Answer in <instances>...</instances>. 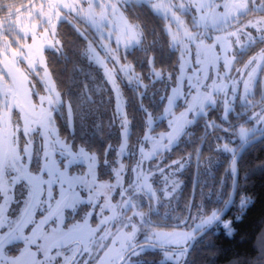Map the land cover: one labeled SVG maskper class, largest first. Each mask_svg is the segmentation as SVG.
Masks as SVG:
<instances>
[{
	"label": "snow or ice",
	"instance_id": "obj_1",
	"mask_svg": "<svg viewBox=\"0 0 264 264\" xmlns=\"http://www.w3.org/2000/svg\"><path fill=\"white\" fill-rule=\"evenodd\" d=\"M22 7L24 11H22ZM218 7L224 9L223 13L218 14L215 11ZM66 9L68 12H65ZM97 9H99L98 12ZM151 11L154 15H160L162 18H170L176 24L175 32H172L170 28L166 31L171 35L173 52L178 48L180 49L181 55L177 63L181 67L183 66V57L186 55L194 56L197 66L202 63L212 64L218 61L219 57L212 55L213 49L219 44L221 50L227 53L232 44V37H235V43L239 44L241 36H243L247 41L244 47H251L252 44L258 42L264 43V0H239V2L231 4L224 3L222 6L215 4L213 0H184L178 4L171 2L168 4H151ZM25 12L27 13L26 21L22 18ZM71 12L76 13L77 19H84L86 22L96 24L98 30L100 25L107 27L110 22L109 17L119 15L121 20H124V14L118 12L116 3L102 2V0H72L71 3L67 0H44L39 6L31 3L30 6L21 7H16L11 3H0V13L3 14V18L0 19V40L4 43L0 55L5 57L0 60V64L3 65L0 68V264H88L87 260L80 259L88 251L87 248L65 247L64 240L66 238L71 239V233L78 226L73 225L72 228H68V224L64 220L63 209L72 208L75 210L79 198V194L76 192L78 186L86 187L90 192L96 187L95 166L98 158L87 145L74 151V146L60 143L59 140L50 141L47 136L39 147L34 148L36 137L44 135L41 129L49 131L54 124V113L58 107L63 108L66 103L69 117L76 107V104L74 105L70 100L65 102L63 93L56 90L55 82L46 87L45 90L49 95L45 96L34 91L35 85L30 79V77L40 76V68H43L44 76L51 75L45 62V50L46 48L53 51L60 50L57 47L60 44L57 39L59 35L58 23L66 22L68 13ZM177 12H180L181 15L192 14L191 28L181 20ZM232 12H235L236 15H231ZM252 12L259 13L261 18L255 22L249 20L247 24L242 26L238 25L233 31L228 30L233 27L231 20H237L238 17H243ZM169 13L171 14L170 17ZM209 21L217 31H222L224 35H217L213 43L206 44L205 41L213 40V37L202 32L200 28L203 24L207 29ZM225 25L227 27H224ZM248 28L255 29L259 36H253L251 32L245 31ZM122 35L125 50L129 52L130 48H135L143 43L145 30L140 25H129L125 22ZM29 39L30 43L27 42ZM120 39L121 37L117 36V51ZM21 41L25 42L21 43ZM181 45H183L182 48H180ZM101 47L106 46L101 45ZM89 48H91L90 45ZM144 51L147 53L150 48H146ZM240 54L242 55L243 52L241 51ZM111 58L117 63L120 59L115 53H111ZM258 58L261 63L257 62ZM25 62L26 68L22 69L19 65ZM97 62L103 64L100 60ZM155 62V56L147 58V64L150 66L152 74L160 78L162 74L155 70ZM103 66L105 76L119 97V87L116 85L114 75L115 70L108 69L106 65ZM224 66L229 71L235 70L241 79L225 75V80H232V86L228 88L226 85L216 84V80L220 79L217 76L216 80H213L211 92L208 91V84L201 85L200 81L197 80L196 88L193 90L197 92L199 97V103L195 105L198 114L203 115L206 106L211 107L217 103L213 97L219 92L224 93L225 114L223 119H227L228 114L233 111L232 105L235 100L243 99L244 106L248 108L256 106L249 100V96L252 95V86L260 82L258 72H264V49L261 50L258 57L253 56L246 63H243V67L240 69H234L231 61L225 55ZM120 70L126 71L131 78L135 79L137 85H140L142 77L133 76L131 64L123 65ZM245 76L246 78H243ZM41 79L44 78L41 77ZM205 79H211V77L206 76ZM45 83L47 82L45 81ZM239 85L243 86L244 95L242 97L239 95ZM201 87L204 89L202 93L199 91ZM189 88H192L191 84ZM229 95H231V99L228 98ZM33 96H39L38 103H33ZM163 99H167L169 104L173 103L170 97ZM45 103L48 105L47 108ZM259 107L260 111L252 113L251 118L255 120L257 125L261 126L255 131H259L264 137V97H262ZM140 108L145 117L150 120L151 114L148 110L143 105H140ZM192 108L193 106L190 105L188 111H192ZM116 115L126 136L130 121L127 114L121 110L119 103H117ZM181 115L184 116L185 114L182 113ZM191 122L185 119V124ZM208 126L217 127L214 122ZM182 131V127H173V132L167 136L168 145L166 147H170ZM254 135L255 132L252 129L242 126L239 129V137L244 143L253 139ZM148 138L146 134L144 141ZM56 145H59L60 155L69 157L66 162H62L60 165L51 161V154L56 149ZM111 149V145L106 147L105 156ZM223 150L233 153L230 170L235 173L237 162L235 149H231L225 144ZM78 156L88 161L87 171L81 170L78 175L71 176L70 166L76 162ZM33 159L37 162L34 169L35 174L29 170ZM41 160H43L42 166ZM104 163L107 165L110 162L105 159ZM173 164L177 166V170H182L185 161L177 160L173 161ZM160 171L163 172L164 169L161 168ZM45 174L48 179H44ZM120 176L121 172L117 170L115 187L120 188V201L115 205H110L112 215L105 217L101 222L104 224L110 221L114 222L112 227L115 228V232L107 228L102 230L104 235L99 240L111 238V246L98 242L101 251L105 248L107 251H103V255L97 254L94 258L95 264H148L147 261L141 259L146 247L160 250L162 258L159 264H185L190 250L189 241L194 238L193 232L156 231L152 228L145 231L146 226H149L151 222L146 218L148 214L143 210L142 203L137 202L138 198L146 192L149 202L156 200L159 203L160 196L148 183L149 177L147 175L139 177L135 182L129 181L126 186L120 183ZM56 183L60 186V191L57 193L59 198L53 194V184ZM179 186V182L173 181L170 190L165 186L160 189V193L165 197L174 198L173 194ZM107 187L111 191L114 186L108 185ZM65 192L71 195L66 196ZM17 193L19 194L17 195ZM53 201H55L54 209ZM241 204L246 206L248 199L242 200ZM37 207L43 217L38 221L34 211ZM149 209L151 210V204H149ZM222 211V208H217L211 210L210 214L198 213L197 219L200 222L196 224L193 231H199L206 225L220 221ZM44 213L47 215H43ZM53 217L55 219H52ZM50 220L53 224L59 221L67 229V233H59L58 229L54 227L52 228V235L45 234L44 226ZM185 226H187L186 222ZM224 227L229 230L230 234V222L225 223ZM26 230L29 234H26ZM141 232L144 233V244H141L137 239ZM57 235L60 236L59 239L56 238ZM18 240H23L25 247L18 249L19 255H9L8 252L11 249H6V245H12ZM41 240L44 241L43 244L39 242ZM117 245L119 246L117 247ZM33 246H35L36 251L31 250ZM53 248L57 249L55 255L51 254ZM66 251H70L71 256L65 255ZM38 253L43 254V260L37 258ZM89 257H91L90 252Z\"/></svg>",
	"mask_w": 264,
	"mask_h": 264
},
{
	"label": "trees",
	"instance_id": "obj_2",
	"mask_svg": "<svg viewBox=\"0 0 264 264\" xmlns=\"http://www.w3.org/2000/svg\"><path fill=\"white\" fill-rule=\"evenodd\" d=\"M21 1L0 0V3L18 6ZM124 12L130 23L140 25L145 30L143 43L132 48L130 54L126 52L124 57L131 64L135 75L142 77L141 84L138 86L137 83L122 82L119 86L122 110L130 121L127 138L131 144H135L146 128V117L140 105L152 115L154 132L168 130L166 125L168 114H164L166 99L163 98L168 96L169 89L173 87L179 69L177 63L179 56L177 51L172 50L168 34L165 33V22L159 15H154L147 4L132 2L124 8ZM248 14L260 16L256 12ZM0 18H3L2 13ZM86 28L87 26L78 20L59 24L57 38L60 41V50H46L45 61L57 91L63 93L65 102L70 100L71 103L76 104L72 113V122L68 116L67 104L65 103L63 108L59 107L55 113L57 129L60 135L66 141H70L74 147L87 145L92 149L98 157L101 174L106 168L103 161L105 159L111 161L113 158V149L120 141L121 127L116 115L115 95L112 89L102 71L90 63L84 55L87 38L79 31L89 35L90 31ZM146 48H150L147 53L144 51ZM153 56L156 57L155 70H160L163 76L170 79L169 81L163 76L152 80L147 58ZM248 58L249 54L237 58L235 65H241ZM261 78L262 76L258 78L260 82L254 84L252 95L249 96L255 107L245 108L239 103L232 105L233 111L223 127L209 128L203 116L197 117L191 127L183 130L181 142L165 154L164 160L167 163L185 161L180 176L182 185L177 192L175 206L171 209L180 220L172 224L170 218L152 215L151 220L155 221L153 225L185 226V222L189 224L191 220L189 217L197 207H202V213L223 208L232 184V174L229 169L232 155L224 151L221 144L235 146L238 141L235 140V136L239 126L247 125L252 113L259 112L258 101L264 97V84ZM211 112L215 117L219 115L217 108ZM222 128H226V131ZM108 145H111L112 149L105 156ZM200 148L195 195L188 213L195 172V156ZM238 169L236 197L225 217L230 219V227H232L230 234L223 229L219 230L217 223L209 232L197 239L189 250L185 264H264V138L252 144L241 155ZM245 198L248 199V204L242 206L241 202ZM160 221L165 223H159ZM197 233L198 231L195 234ZM140 242L145 243L142 239ZM159 251L158 248L146 247L142 255L143 260L148 264H159L157 262Z\"/></svg>",
	"mask_w": 264,
	"mask_h": 264
},
{
	"label": "rangeland",
	"instance_id": "obj_3",
	"mask_svg": "<svg viewBox=\"0 0 264 264\" xmlns=\"http://www.w3.org/2000/svg\"><path fill=\"white\" fill-rule=\"evenodd\" d=\"M42 2H44V0H22L16 7L30 6L31 3H35L37 6H39V4ZM67 2L71 3L72 0H67ZM102 2L116 3L118 7V12H122L124 14V20H121L119 15H117L116 17H109L110 22L108 23L107 27L105 28L103 25H100L99 30L96 24H93L91 22H86L84 19H77L75 12L68 13L66 21L73 22V20H76V21L78 20L87 26L86 29L90 31L89 35H85V34L82 35L83 37L87 38L86 47H85L86 49L84 51V55L86 59L90 61V63H92L99 70L102 71L106 82L108 83L109 87L112 89L115 95L116 110H117V103H119L120 108L122 110V104L120 103V98L118 97L117 92L113 90V85L108 81V78L105 76V68L103 65H106L107 68L110 70H115L114 75L116 79V85H118V87L120 86V84H122V82L128 83V84L137 83L135 79L131 78L126 73V71L120 70L123 65L129 64L124 58L126 54V50H125L124 38L122 35L123 24L125 22L128 23L129 25L135 24V23H130L128 21V19L126 18V13L124 12V8L127 5H130V3L132 2L137 3V4L145 3L151 8V4H168L169 2L178 4V3L184 2V0H150V2L149 0H127V2H125V0H102ZM213 2L215 4H219L222 6L224 3L231 4L234 2H239V0H213ZM22 11H24L23 7H22ZM98 11L99 9H97V12ZM161 11L163 12V9ZM215 11L218 14H220V13H223L224 9L222 7H218L215 9ZM65 12H68V10L66 9ZM168 15L170 17L171 14L169 13ZM177 15L180 16L181 20L185 24H188L189 27L191 28V23H190L191 15H192L191 13H189L188 15H181L180 12H177ZM231 15H236V13L232 12ZM160 17L162 18V16ZM22 18L25 21L27 20L26 12L24 14V17ZM260 18L261 16L259 15L250 16V17H247L246 19H243L242 17H238L237 20H231V24L233 25V27L229 28L228 30L233 31L234 28L238 25L242 26L244 24H247L249 20H253V22H255V20H258ZM162 20L165 22V33L168 34L166 30L169 28L171 29L172 32L176 31V24L170 18H162ZM224 27H227V25H225ZM200 30L202 32H206L208 35H211L213 37V40H206L205 41L206 44L213 43L215 36L224 35L222 31H217L215 29V26L211 23V21L208 22L207 29H205L204 25L202 24ZM245 31H249L251 33H257V31L253 28L245 29ZM79 33L81 34L83 32L79 31ZM101 33H103V35H101ZM13 36H15V33H13ZM117 36L121 37L118 51H117V43H116ZM168 37H169L170 44H172L171 35L168 34ZM231 40H232V44L229 46L227 53L221 50V46L219 44H217V46L213 49L212 55L218 56L219 60L215 61L212 64L202 63L201 65L197 66L195 64L194 56L186 55L183 57V66L181 67L180 65H178L179 67L178 73L175 76V81L172 85L173 87H176L178 90V102H179L181 109L179 111H176V110L169 111V114L166 116V125H168V130L154 132L153 131L154 120L151 115L150 120L147 117L145 119L146 128L141 134V136L139 137V141L136 142L135 144H131L129 142V139L127 138V135L126 136L124 135V130L121 128L120 129V141L118 145H116L113 149L114 150L113 158L111 161H109L110 163L107 165L103 161V164L106 168L103 169V172L101 174H100V169H99L100 163H99V160L97 159V164L95 166L96 187L91 192L86 187L78 186L76 188V192L79 194V198H78V202L76 204L75 210H73L72 208H64L63 215H64L65 223L68 224V228H72L73 225H77L78 227H76L71 233V239L66 238L64 240V243H65L66 248H72L76 246H79L80 248H87L88 251L85 252L83 256L80 257L81 260H87L88 264H95L94 258L97 256V254L103 255V251H107L106 248L103 251H101V249L98 246V242L111 246V238L105 239L103 241H100L99 238L104 235V232L102 230L105 228L111 230L112 232H115V228L112 227V224L114 222L110 221L107 224H104L101 222L104 220L105 217H109L112 215L110 205H115L119 203L120 201V196H119L120 188L115 187V185L117 184V178H116L117 170L121 172L120 183L125 186L128 184L129 181L135 182L139 177L147 175L149 177L148 183L151 184L152 188L156 190L157 195L160 196L159 203L156 200H152L151 202H149L148 194L146 192L142 195V197L138 198L137 202L142 203L143 210L148 214L146 218L151 222L149 226H146L145 231H147L148 228H152L156 231H160V230L188 231V232H193V236L195 235L197 231H193V229H195L196 224L200 222L199 219H197V216H198V213H202L201 206L195 208L192 211L191 216H190L192 217V219L190 220L187 226H177V225H174L172 227L155 226L153 225V222L155 223V221L152 222L151 217L152 215L153 216L160 215L164 218H170L172 220L171 221L172 224H174L175 222H179L180 220L178 215L175 212H172L171 209H173L175 206V200L177 199V195H178L177 192L182 185L180 176L182 175L183 170H177V166L173 164V161L172 163H167L164 160V158H165V154L167 152H170L173 146L181 142L183 134L179 135L170 147H166L168 145L167 136H168V133L170 132V129L174 126L176 121H178L181 118L182 116L181 114L184 113L187 109H189V106L192 104V99L196 97L197 92L194 91L193 89L196 88L197 80L200 81L201 85L208 84L209 85L208 91L211 92L213 90V80H216L217 76H219L220 79L216 80V84L226 85L228 88L232 86V80L230 79L225 80L224 79L225 75L235 77L236 79H241V77L237 75V72L235 70L229 71L228 68L224 66V57L225 55H227L234 69L242 68L243 64L235 68L234 64L236 61V55H237L236 53L246 48L244 47V45L247 44V41L244 39L243 36H241V41L239 44L235 43V37H232ZM24 42L25 41H21V43H24ZM27 42L30 43L31 42L30 39ZM89 45L91 46V48H89ZM101 45H105L106 47H101ZM13 46L15 47V45ZM57 47L59 48L60 44ZM182 47L183 45L180 46V48ZM3 48H4V43L2 40H0V52H2ZM46 50L52 51V49H47V48ZM131 50L132 48L129 49V51ZM176 51H177V56H179V59H180V55H181L180 49L178 48ZM193 52H194V48H193ZM111 53H115L117 56H119L120 59L118 63L111 58ZM259 53H256L254 56L258 57ZM4 58L5 57L3 55H0V60H3ZM251 58H248V60ZM97 60L102 61L103 64L98 63ZM257 62L261 63L259 58ZM19 66L22 69L26 68V62L20 64ZM2 67L3 65L0 64V68ZM156 71L160 72V70L158 69H156ZM151 74H152V71H151ZM257 75H258V78L262 76L261 79L264 84V72H258ZM133 76H135L134 69H133ZM152 76H153L152 80H157V77H155L153 74ZM162 76L163 74L161 75V77ZM206 76L211 77V79L206 80L205 79ZM41 77H43L44 79L42 80ZM163 77L167 81L170 80L167 76H163ZM243 78H246V76ZM30 79L32 80V84L35 85L34 91L36 93H38L39 95H45V96L49 95V93H47L45 89L47 86L51 85L54 81L51 75L44 76L43 68H40V76L30 77ZM45 81L47 83H45ZM190 84L192 85L191 89L189 88ZM253 86L251 88V93L253 91ZM199 91L202 93L204 91L203 87H201ZM239 95L241 97L244 95L242 85H239ZM213 98L217 100V103L211 107L206 106L204 108L203 115L198 114L196 107L192 109V111L190 112L191 114L187 119L192 122L190 124L184 123L185 128L191 127L194 120L199 116L204 117V122L207 126L214 122L217 126L223 127V125L228 120V116H227V119L222 118L225 114L224 104H223L224 93L219 92ZM228 98L231 99V95H229ZM32 100H33V103H38L39 96H33ZM261 100L262 98L258 102H261ZM197 101H198L197 103H199V97ZM238 103L244 106L243 99L235 100L233 102V105L238 104ZM45 107L46 108L48 107L47 103H45ZM216 108L218 109V112H219V115L216 116L217 118L220 119L219 121L216 120L217 118L215 117L213 112H211L215 110ZM245 108H248V107L245 106ZM58 109L59 107L57 108V111ZM258 110L260 111V109ZM55 113H54V124L49 129L50 135H49V131H45L41 129V131L44 132V135L36 137L34 148L39 147L42 144L46 136L48 137L50 141L59 140L60 143H67L69 146H73L70 141H66V139L60 135L59 130L57 129V125H56ZM250 119L247 120L248 122L247 125H241V126L248 128V129H252L254 130L255 133H260L259 131H255V130L261 126L257 125L254 119H251V120ZM241 126H239V128L237 129L236 131L237 136H235V140H239V142L241 141L239 137V129ZM33 127H36V125H33ZM146 134L149 138L146 141H144V137ZM224 145H225L224 143L221 144L222 149ZM236 146L235 147L228 146V147L236 150ZM80 147L82 146L79 145L77 147H74V151L78 150ZM121 148H123V151H121ZM57 151H59V145H56V149L53 150L51 154V161H55L57 165H60L62 162H66V159L69 157H66L65 155L62 156L60 155V153H57ZM229 153L230 155H233L232 152H229ZM40 164L42 166L43 160L40 161ZM87 164H88V161L86 159H83L78 156L76 162H74V164L70 166V175L76 176L79 174L81 170L87 171ZM81 165H83V167H81ZM36 166H37V162L35 159H33L31 165L29 166V170L33 171V174H35L34 169L36 168ZM161 168L164 169L163 172L160 171ZM44 179H48L46 174L44 175ZM173 181L179 182V185H180L179 188L176 190V192L173 194L174 198L163 196L162 193H160V189L167 186L168 189L170 190L172 187ZM108 185L114 186L111 191L108 190V187H107ZM45 187L47 186L45 185ZM53 189H54L53 194L57 195V193H59L60 191L59 184L58 183L53 184ZM18 194L19 193H17V195ZM65 195L69 196L71 194L68 192H65ZM57 198H59L58 195H57ZM90 200H91V203H89ZM52 203H53V209H54L55 201H53ZM149 204H151V210L149 209ZM13 209H14V206H13ZM34 211L36 213L37 221L43 218L41 215L40 209L38 207L35 208ZM210 212H208V214H210ZM89 213H91V215H89ZM43 215H47V213H44ZM129 215H131V213H129ZM228 222H230L229 218H224L220 220L219 225H218L219 230L223 229L227 234H229V230L225 229L224 227V224ZM159 223H162V222L160 221ZM54 227L58 229L59 233H67V229L64 228V226L60 224L59 221H57L56 224H53L52 221H49L48 224L44 226L45 234L52 235V228ZM231 229L232 227H230V231ZM26 234H29L27 230H26ZM56 238L59 239L60 236L57 235ZM137 239L139 241H141V239L144 241V233L141 232L138 235ZM39 242L42 244L44 243L43 240ZM118 246L119 245H117V247ZM24 247H25V244L23 240L15 241L12 245H6V249H11V251L8 252L9 255H13V254L19 255L18 249H23ZM31 249L36 251L35 246H33ZM56 251L57 249L53 248L51 254L55 255ZM89 252L91 253V257H89ZM71 254L72 253L70 251L65 252V255L67 256H71ZM142 255H141V259L143 260ZM161 258L162 256L160 252V256L157 259L158 263L160 262ZM38 259H41V260L44 259V256L42 253H38Z\"/></svg>",
	"mask_w": 264,
	"mask_h": 264
},
{
	"label": "water",
	"instance_id": "obj_4",
	"mask_svg": "<svg viewBox=\"0 0 264 264\" xmlns=\"http://www.w3.org/2000/svg\"><path fill=\"white\" fill-rule=\"evenodd\" d=\"M170 91H169V94H168V96L167 97H170L171 99H172V101H173V103L172 104H169L168 103V100L166 99L165 100V102H166V104H165V112H164V114H169V111H171V110H173L176 106H177V104H178V90H177V88L176 87H172V88H170L169 89ZM197 99H198V95H196V97H194L193 99H192V104H191V106H193V108L195 107V105L197 104ZM192 108V109H193ZM191 111H188V109L184 112V116H181V118L178 120V121H176V123L174 124V126L173 127H176V126H178V127H182L183 129H184V127H185V119H188V117L190 116V113ZM70 118V122H72L73 121V118H72V115H71V117H69ZM173 127L170 129V132L169 133H171V132H173ZM168 133V134H169ZM181 134V133H180ZM177 138V137H176ZM263 138L264 137H262V135L260 134V135H257V136H254V138L253 139H251L249 142H247V143H242L241 145H240V148H238L237 149V151H236V172L235 173H232L231 172V170H230V172H231V174H232V184H231V188H230V193H229V196H228V199L226 200V202L224 203L225 205L223 206V211H222V213H221V220L223 219V218H225L227 215V213L231 210V207L233 206V202H234V200H235V197H236V189H237V185H238V182H239V169H238V163H239V161H240V159H241V155L248 149V148H250L251 146H252V144H254V143H257V142H259V141H262L263 140ZM109 152V151H108ZM107 152V153H108ZM200 154H201V148L197 151V153H196V156H195V165H194V177H193V180H192V182H193V186H192V190H191V197H190V201H189V208H188V213H189V211L191 210V208H192V202H193V199H194V193H195V189H196V178H197V174H198V171H197V169H198V165H199V161H200ZM232 159H233V156H232ZM231 164H232V160L230 161V165H229V169H231ZM55 217H53L52 219H54ZM51 221V220H50ZM220 221H218V222H213L211 225H208V226H206V227H204L202 230H200V231H198V233L197 234H195L194 235V238H193V240L192 241H190L189 243H190V249L193 247V245L195 244V242L197 241V239L199 238V237H201L202 235H204V234H206L207 232H209V230L210 229H212V227H214L217 223H219Z\"/></svg>",
	"mask_w": 264,
	"mask_h": 264
},
{
	"label": "flooded vegetation",
	"instance_id": "obj_5",
	"mask_svg": "<svg viewBox=\"0 0 264 264\" xmlns=\"http://www.w3.org/2000/svg\"><path fill=\"white\" fill-rule=\"evenodd\" d=\"M251 15H249L248 13L245 15V16H243L242 18L243 19H246L247 17H250ZM253 34V36H259V33L257 32V33H252ZM262 49H264V43H254V44H252L251 45V47H246V48H244L243 50H242V52H243V54L241 55L240 53H241V51L240 52H237L236 54V59L237 58H242L243 56H245V55H247V54H249V58H251L252 56H254L256 53H259ZM236 62V61H235ZM246 62V61H245ZM244 63V62H243ZM242 63V64H243ZM241 64V65H242ZM235 65V64H234ZM240 66V65H239ZM238 66H236L235 65V68H237ZM262 84H263V82H262ZM169 94V93H168ZM261 97H262V95H261ZM261 99V98H260ZM173 110H179V103L177 104V106L173 109ZM230 114V113H229ZM229 116V115H228ZM241 126V125H240ZM208 127V126H207ZM209 128H211V127H209ZM184 129H185V127H184ZM183 129V130H184ZM222 129H224V128H222ZM224 131H226V128L224 129ZM183 132V131H182ZM182 132H181V134H182ZM180 134V135H181ZM209 134H211V133H209ZM258 134H261V133H258ZM257 133H255V135L254 136H257L258 135ZM242 143H244V142H239V140L238 141H236V143H235V146H236V150L235 151H237V149L238 148H240V145L242 144ZM223 144V143H222ZM229 146V145H228ZM231 146H234V145H231ZM234 146V147H235ZM233 147V148H234ZM228 152V151H227ZM57 153H60L59 151H57ZM229 153V152H228ZM66 156V155H65ZM81 167H83V165H81ZM32 251H34L33 249H31ZM37 258H38V256H37Z\"/></svg>",
	"mask_w": 264,
	"mask_h": 264
}]
</instances>
